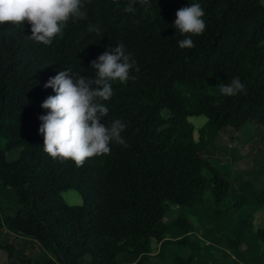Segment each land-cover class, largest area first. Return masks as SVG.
<instances>
[{"label":"trees","instance_id":"16d2710c","mask_svg":"<svg viewBox=\"0 0 264 264\" xmlns=\"http://www.w3.org/2000/svg\"><path fill=\"white\" fill-rule=\"evenodd\" d=\"M193 2L204 9L206 30L192 37L193 48L180 49L183 37L172 25L176 12ZM83 3L86 18L70 20L50 46L28 39L30 24L0 26V184L14 190L22 205L18 214L0 216V230L33 238L51 255L46 261L18 258L13 238L0 242L6 264H121V256L153 264L155 244L164 264H198L202 258L264 264V227L253 228L264 190L246 181L227 206L232 181L217 159L206 156L223 130L264 127L262 0H150L149 8L137 5L134 13L122 11L128 0ZM89 25L99 31L89 32ZM121 43L139 71L133 69L135 79L126 84L113 82L104 122H124L127 147L113 142L109 154L81 167L53 159L39 133V116L48 112L41 105L55 95L44 85L68 67L94 78L91 62ZM235 77L246 91L222 95L219 85ZM201 116L207 122L196 140L189 118ZM69 190L82 195L83 205L65 202L62 194ZM174 206L179 214L167 221ZM234 211L238 217H229ZM188 212L208 219L205 241L221 260L192 242ZM180 246H190V255L171 251Z\"/></svg>","mask_w":264,"mask_h":264},{"label":"clouds","instance_id":"9594fccd","mask_svg":"<svg viewBox=\"0 0 264 264\" xmlns=\"http://www.w3.org/2000/svg\"><path fill=\"white\" fill-rule=\"evenodd\" d=\"M137 5L146 10L150 0H128L122 11L134 13ZM83 8V0H0V26L22 28L26 23L30 24L28 39L50 46L56 37L62 36L70 20L76 22L86 18ZM204 15V9L197 2L176 12L172 27L183 37L178 41L180 49L195 46L192 37L200 36L206 30ZM88 31L99 30L89 25ZM91 67L94 78L74 72L71 67L49 78L44 87L52 88L55 95L43 101L41 107L48 112L39 116L43 151L60 162L72 161L77 167L90 158L109 154L113 142L127 147L121 135L126 128L124 122L120 119L104 122L109 115L105 101L113 96V82L126 84L135 79L131 75L133 69L139 71L132 54L126 52L122 43L104 51L91 62ZM219 91L231 97L246 89L239 77H235L230 84H220Z\"/></svg>","mask_w":264,"mask_h":264},{"label":"rangeland","instance_id":"374dc122","mask_svg":"<svg viewBox=\"0 0 264 264\" xmlns=\"http://www.w3.org/2000/svg\"><path fill=\"white\" fill-rule=\"evenodd\" d=\"M264 4V0H262ZM165 116H168V112H165ZM189 121L193 124L195 131V139L198 140V131L206 124L207 118L191 117ZM20 150L16 149L8 155V158L15 159L16 152ZM207 158L217 159L221 173L232 181V191L229 194V198L226 203L230 206L240 196V188L246 181H250L258 191L264 190V127L256 123H250L246 127L234 131L229 129L223 130L217 142L213 145L208 152H206ZM0 187V216L5 218L7 216H13L19 213L22 209V205L18 201V197L14 190L6 188L1 190ZM63 198L68 205L80 206L83 205L84 200L82 195L76 190H69L64 192ZM173 212L167 214L166 220L170 221L178 216V207H172ZM233 211V209H232ZM238 212H231L228 216L233 215L234 218L238 217ZM253 228L256 231L259 228L264 227V209L256 211L254 213ZM188 219L194 224V231L190 233L191 240L197 246H199L203 255H208L210 252L221 260V253L217 250L211 249L209 243L205 242L207 236V228L212 225L208 224L207 218H201L198 215L188 212ZM205 223L206 225H203ZM17 245L18 258H32L39 261H46L51 255L41 247V245L33 238L28 237H16L13 234L5 230H0V242L14 241ZM201 242H199V241ZM173 253H177L182 257H187L191 253L190 246H180L179 249L173 247L171 249ZM5 251L0 252V264H6L7 254ZM160 253V245L155 244L153 251L150 255L151 262L153 264H164L158 254ZM136 260L133 257H121V264H136ZM85 264H89L88 262ZM198 264H211L206 259H200ZM228 264V263H227Z\"/></svg>","mask_w":264,"mask_h":264},{"label":"crops","instance_id":"0c3cea01","mask_svg":"<svg viewBox=\"0 0 264 264\" xmlns=\"http://www.w3.org/2000/svg\"><path fill=\"white\" fill-rule=\"evenodd\" d=\"M0 187L2 188L1 190H5V187H3L2 184H0ZM205 242L209 243V246H210V247L213 246L210 242H208V241H205ZM241 250H245V246H244V245L242 246ZM228 253H230V252L228 251ZM121 257H122V256H121ZM123 257H124V256H123ZM125 257H128V256H125ZM233 258H235V257H233Z\"/></svg>","mask_w":264,"mask_h":264}]
</instances>
